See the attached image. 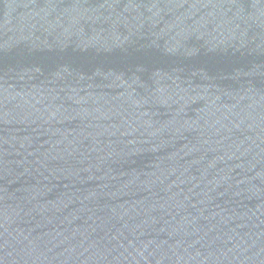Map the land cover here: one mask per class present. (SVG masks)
Here are the masks:
<instances>
[{
  "label": "water",
  "instance_id": "95a60500",
  "mask_svg": "<svg viewBox=\"0 0 264 264\" xmlns=\"http://www.w3.org/2000/svg\"><path fill=\"white\" fill-rule=\"evenodd\" d=\"M0 264H264V0H0Z\"/></svg>",
  "mask_w": 264,
  "mask_h": 264
}]
</instances>
